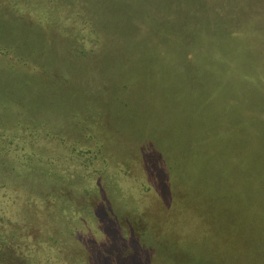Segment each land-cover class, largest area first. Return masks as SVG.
I'll list each match as a JSON object with an SVG mask.
<instances>
[{
  "label": "trees",
  "instance_id": "trees-1",
  "mask_svg": "<svg viewBox=\"0 0 264 264\" xmlns=\"http://www.w3.org/2000/svg\"><path fill=\"white\" fill-rule=\"evenodd\" d=\"M75 1L0 0V137L14 144L11 147L3 141L5 155L14 156L15 171L25 169L17 181L31 178L35 182L42 177L81 184L95 162L102 167L114 160L129 174L155 155L160 169L152 161L147 165L155 168L161 179L165 174L166 198L182 215L177 221L182 232H168L174 219L167 213L169 208L160 205L155 211L159 221L156 216L157 224L148 222L146 226L156 229L160 241L154 262L264 264L263 33L257 34L258 41L255 34L245 37L241 34L244 28L230 22L235 14L223 20L219 15L224 12L214 8L207 12L200 0H164V19L144 13L137 23L140 34L133 39L148 44L138 58L141 53L119 45V38L105 28L100 15L90 32L85 34L80 27L77 32L81 35H70L82 24L87 9ZM109 1L120 10L118 3L123 0ZM184 8L190 12L188 25L182 24L188 30L179 33L171 19L175 11ZM204 14L212 17L207 19ZM110 24L115 27L114 22ZM94 30L96 35H92ZM62 42L83 56L76 61L82 54L68 50L75 58L71 54L64 59L58 49ZM92 42L98 52L94 46L88 49ZM105 43L127 51L135 63L120 66L115 61L106 67L104 60L110 56L103 49ZM138 45L128 48L144 49ZM89 54L96 59L92 67L81 63ZM62 64L67 76L61 73ZM44 118L49 125L59 124L60 134L45 132L48 142L40 133ZM21 126L33 132L32 141L24 137L29 132L20 137ZM61 149L74 160L76 155L80 163L74 165ZM77 165L83 170H77ZM62 167L74 173L67 177ZM93 169L91 175L98 168ZM1 185L26 193L22 212L27 218L22 214L20 224L1 209L0 264H66L61 255L68 251L66 240L72 244L65 237L71 227L69 207L59 202V196L41 199L35 183L31 184L34 191L4 182ZM123 198L133 209L134 201ZM43 218L50 227L44 226L39 233L32 227L39 226ZM50 250L57 258L52 263L42 257ZM74 257L72 264L84 263Z\"/></svg>",
  "mask_w": 264,
  "mask_h": 264
},
{
  "label": "rangeland",
  "instance_id": "rangeland-1",
  "mask_svg": "<svg viewBox=\"0 0 264 264\" xmlns=\"http://www.w3.org/2000/svg\"><path fill=\"white\" fill-rule=\"evenodd\" d=\"M92 1L93 4L91 3ZM95 1L96 0H90V2L88 0L75 1L80 2L82 6H86L87 9L86 14L82 17V24H78L76 29L70 32V35H74L76 33L79 34L77 31L80 29V27L83 28L85 30V34H87L90 32L91 28L93 29V27H95V17L100 15L101 20L105 21L107 24V27L105 28L115 35V37L119 38V45L121 43L123 47L131 50L134 54H139L143 52L145 48H148L147 40L133 39L140 34L138 32L139 29L137 28V23L141 18L144 17L143 14L148 13L156 20L164 19V12L162 10V2L164 0H123L118 3L120 10H118L115 2L113 1L97 0L100 2L99 5L96 4ZM171 1L175 2L177 0ZM200 1H202L203 7L207 10V12L213 10V8L224 12V14L220 13L221 15H219L218 11L214 12L215 17H217L218 14L223 18V20H226V16L228 14H230V16L231 13L235 14L234 17L231 16L233 19L230 20V22L234 26L241 25L244 28L241 34L245 37L252 38L255 34L256 40L258 41V33L261 32L264 36V0H241L238 3L237 0ZM172 2H169L170 5L174 4ZM93 6L95 9H93ZM145 7L147 10H140V8ZM95 12H97V14ZM244 13L246 14L243 16ZM204 17H208V15L204 14ZM211 17L212 14H210L207 19H210ZM189 19L190 12L187 8L175 11L174 14H172L171 19L172 25L175 28L174 30L179 33H183V30H188V28L183 27L182 24L188 25ZM218 20H220V18ZM113 22L115 27H112L110 24ZM224 29L227 30V24H225ZM143 30L146 31L147 28L143 27ZM220 31H222V29L219 28L217 33L219 34ZM59 32L62 31L59 29ZM93 32L94 34L92 35L97 34L95 30ZM22 39L26 40L27 36L22 35ZM99 41H97L96 44ZM185 41L188 45L190 44L189 40ZM62 43L63 44L58 47V49L63 52L64 59H69L70 55L72 54H68V50H73V53H81L80 50L74 48L68 44V42ZM135 43L139 44L138 46L143 47L144 49L140 50L137 48H128L131 44L134 45ZM113 45L114 44L111 43L103 44L105 53L110 56L104 60L106 67L112 65L115 61L118 62L120 66H130L135 63V60L131 56L126 55L127 51H122L121 48L114 49ZM88 46H90L88 49H91V47L94 46L95 51L98 52L94 42L89 43ZM136 50H139V52H136ZM141 55L142 53L138 55V58H140ZM82 56L83 54L75 58L72 54L71 58H75L77 61V59H80ZM92 57L93 55L89 54L87 57L81 60V63H90L92 67L95 63L94 61H96V59L93 60ZM8 58L11 59L10 55ZM2 62H4V60ZM61 68V73H63L64 76H67L66 67L62 64ZM100 68L103 67L100 65ZM96 72L97 71L94 73ZM17 111L20 113L19 110ZM51 118L54 120L55 117L53 116ZM53 120H51V122H53ZM47 122L48 120H45L44 118L43 122H41L43 128L40 130V133L43 135V138L46 139V142L50 140V137H45V132L50 131V133H59V130L57 129V125L59 124L49 125ZM23 127L24 126H21L20 128L22 129L20 137L27 135L29 132V135L24 137L27 139L29 138V141H32L34 138L33 132L31 131L30 134V131H24ZM38 136L39 135L36 137ZM10 138L14 141L13 137ZM56 139L58 138H54L55 141ZM19 140H22V138H19ZM3 141H6L7 143ZM83 141L84 139H82L81 142ZM5 143L7 145L11 144L8 146L14 147L13 142H11L9 138L3 136L0 137L1 181L4 183L17 185L19 188H22L23 191H34V189L31 188V184L35 183L34 186H36V188L41 191V194H39V196H42L41 199L45 201L48 196L50 199L53 196H59V202L69 207V217L67 219L69 222H71V227L68 232H65V237L66 239L69 237L72 241V244L69 242V240H66L68 243L65 242V248L68 251L66 254L61 255V262L72 264L70 260L72 258L75 259L74 256H77V258L80 257L81 260H83L84 263L82 264H158L157 262H154V257L160 242L159 237L157 238L158 234L155 233V228L147 229L146 226L148 225V222H150L151 225L157 224L154 218L157 216L159 221L160 216L156 215L155 211L156 209H160V205L164 206V209L166 210L169 208V212L167 210V213H171L172 219H174L172 224L168 226V232H173L175 229L179 230L178 232L180 233L182 232V227L180 226L178 228L177 226V221L182 220V215L176 213V208H174V206L172 207V205L169 204L170 199L166 198L168 186L165 182V174L162 175L163 179H161L160 175L156 173L157 171L155 168L151 169L147 165V161L148 163L152 161L154 162L155 167L160 169V166L158 165V159L155 155H150L146 159V163L143 162L141 167H136V169L132 170V173H129L130 175L127 174L128 172L126 173V168L123 167V165L121 168L114 162V160H112V164L110 165H104L102 167L100 165L99 167V165L95 162L94 166H89L88 171L85 173V175H83L86 178V182L82 180L81 184L78 182L67 184L71 183L70 179H66L65 182H62L60 180L52 181L51 179L48 180L47 178L44 179L42 177H38V179L36 178L38 181L35 182L33 180L31 181V178L29 177L30 179L26 182L25 180L21 179H19L20 181H17V175L19 177V173L25 172L23 171L24 167L23 169L18 168L17 171H15L16 168L13 166V162L11 160V157L14 156L9 154L8 157L3 151L7 150V148L4 146ZM60 151L64 156H71L64 149H61ZM11 154L19 156L13 152H11ZM145 154L146 153H144V155ZM70 158L73 159L72 156ZM74 158V165L77 164V161L80 163V159L76 160V155H74ZM70 162L71 161L69 160V166ZM93 167H97L99 170L97 169V172L91 175L90 171H95ZM104 167H106V171ZM75 168H77V170L79 169L80 171L83 170L82 168H79L78 165L75 166ZM66 169L67 168L62 167V174L66 175L67 177L68 175L74 173L73 171ZM111 172H113V177H110ZM104 173H106V176ZM1 181L0 211L1 209H4V212L6 211V216L9 219L23 224L22 214L25 215V213L22 212V209L26 206V202L23 199L26 195H23L26 193L22 191L17 193L7 188H1ZM123 197H125L127 200H133L134 202L132 206L134 207L133 209L136 210L131 209L128 206V203L126 204L125 201L122 200ZM33 199L34 197H31V200ZM56 202H58V200H56ZM143 215L147 218V220ZM2 216H4V214ZM44 226L50 227L45 223V219L43 218L40 220L39 226L32 228L41 233L43 232ZM28 231L30 232V230ZM52 251L53 250H50L49 253H46V250V252L42 255L43 258H50V263L57 260ZM50 254H52L53 258H51Z\"/></svg>",
  "mask_w": 264,
  "mask_h": 264
}]
</instances>
